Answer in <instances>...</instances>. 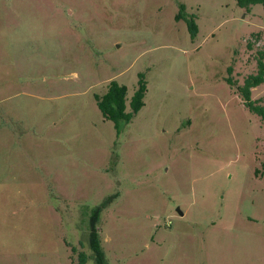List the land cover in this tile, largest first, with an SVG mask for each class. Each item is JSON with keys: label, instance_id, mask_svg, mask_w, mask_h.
Masks as SVG:
<instances>
[{"label": "rangeland", "instance_id": "1", "mask_svg": "<svg viewBox=\"0 0 264 264\" xmlns=\"http://www.w3.org/2000/svg\"><path fill=\"white\" fill-rule=\"evenodd\" d=\"M261 49V4L0 0V264H264Z\"/></svg>", "mask_w": 264, "mask_h": 264}, {"label": "trees", "instance_id": "2", "mask_svg": "<svg viewBox=\"0 0 264 264\" xmlns=\"http://www.w3.org/2000/svg\"><path fill=\"white\" fill-rule=\"evenodd\" d=\"M238 6L248 9L253 4H261L264 8V0H236ZM189 29L192 33L195 31L194 24H190ZM264 82V49L257 51L256 68L251 74H248L241 85H236V90L242 98L243 103L254 113H256L264 124V102L251 99V89ZM230 83H232L230 81ZM147 87L145 80L140 74L137 87L129 99V111H126V93L127 87L119 84L115 80L108 82L103 94H96L95 100L98 109L105 119L111 120L115 125L119 121H129L132 116L144 105V96ZM263 160L260 159L261 169H256V174L264 171V144L262 149ZM88 245L92 251L91 255L95 264H107L103 253L100 250L95 235L88 239ZM88 255L80 253L77 264H84Z\"/></svg>", "mask_w": 264, "mask_h": 264}]
</instances>
